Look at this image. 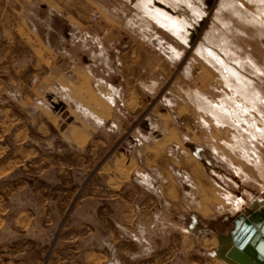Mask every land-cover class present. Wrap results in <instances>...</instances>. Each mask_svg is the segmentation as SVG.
<instances>
[{
    "label": "crops",
    "instance_id": "0c3cea01",
    "mask_svg": "<svg viewBox=\"0 0 264 264\" xmlns=\"http://www.w3.org/2000/svg\"><path fill=\"white\" fill-rule=\"evenodd\" d=\"M81 1L0 0L2 264H194L200 236L215 264L229 190L166 113L131 127L142 63Z\"/></svg>",
    "mask_w": 264,
    "mask_h": 264
},
{
    "label": "rangeland",
    "instance_id": "374dc122",
    "mask_svg": "<svg viewBox=\"0 0 264 264\" xmlns=\"http://www.w3.org/2000/svg\"><path fill=\"white\" fill-rule=\"evenodd\" d=\"M79 5L86 12L81 20L97 28L98 38H109L117 29L111 25H118V43L142 63L144 78L135 91L146 92L131 127L159 120L155 108L166 113L182 151L229 190L224 204L228 215L243 210L237 202L248 209L253 200L264 198L263 1L86 0ZM77 64L73 59L69 66ZM222 108L230 112L228 117ZM213 170L225 174L224 182ZM204 222L214 235L226 234L232 225V220L210 217ZM201 237L193 241L192 258L194 264H210ZM6 243L1 234L0 264Z\"/></svg>",
    "mask_w": 264,
    "mask_h": 264
},
{
    "label": "water",
    "instance_id": "95a60500",
    "mask_svg": "<svg viewBox=\"0 0 264 264\" xmlns=\"http://www.w3.org/2000/svg\"><path fill=\"white\" fill-rule=\"evenodd\" d=\"M256 207V205H252L251 208L246 209L244 213H239L232 219L234 226L225 235L219 237V246L222 245V242H225L223 253L231 247H237L239 251H243L244 253L249 252V255H251L258 264H264V205L258 210ZM247 221L253 223L251 233L253 236L251 239L247 238V240L240 244L237 242V236L243 228L244 223ZM226 254L228 258L231 257L230 252ZM227 256H225V254L220 255L222 259L228 261L225 259ZM233 259L238 264H244L241 259Z\"/></svg>",
    "mask_w": 264,
    "mask_h": 264
},
{
    "label": "bare ground",
    "instance_id": "6f19581e",
    "mask_svg": "<svg viewBox=\"0 0 264 264\" xmlns=\"http://www.w3.org/2000/svg\"><path fill=\"white\" fill-rule=\"evenodd\" d=\"M258 3H261L263 1L264 3V0H256ZM264 7V6H263ZM209 50V49H208ZM209 53H211V51H209ZM214 55V54H213ZM215 56V55H214ZM236 75V74H235ZM240 76V75H239ZM240 79V78H239ZM238 80V79H237ZM245 82V81H244ZM246 83V82H245ZM242 85V84H241ZM248 86V84H246ZM243 86V85H242ZM241 86V87H242ZM246 87V86H245ZM244 87V88H245ZM243 88V87H242ZM221 113L225 114V116L227 115H230V112L226 111V109L222 108L221 109ZM228 117V116H227ZM253 202V205H256V209H260V207L262 205H264V198L263 197H259L258 199H255L252 201ZM251 202V203H252ZM237 206H238V209H243L242 211H239V213H244V211H246V208L244 204L242 203H238L237 202ZM251 207V206H250ZM237 215V214H236ZM235 215V216H236ZM233 216L231 218V220L235 217ZM253 223H251L250 221H247L246 223H244L243 225V228L241 229V231L239 232L238 236H237V242L241 244V242H244L245 240H247V238L251 239V237L253 235H251L252 233V225ZM232 225H233V221H232ZM232 228V227H230ZM251 235V236H250ZM248 239V240H249ZM225 243V242H224ZM222 244L221 247L218 249L217 253L219 255L221 254H225V256H227V252H230V255L231 257L228 258V256L225 258L227 259L228 261H223L224 263H220V262H216L215 264H238L233 258L235 259H241V261L244 263V264H258L251 255H249V252H243V251H239L237 247H231L227 250L224 251L223 253V247H225V244Z\"/></svg>",
    "mask_w": 264,
    "mask_h": 264
},
{
    "label": "built area",
    "instance_id": "2783aa9c",
    "mask_svg": "<svg viewBox=\"0 0 264 264\" xmlns=\"http://www.w3.org/2000/svg\"><path fill=\"white\" fill-rule=\"evenodd\" d=\"M97 17H98V15H97V14H94V15L92 16V20H96ZM76 62H77V61H76Z\"/></svg>",
    "mask_w": 264,
    "mask_h": 264
},
{
    "label": "flooded vegetation",
    "instance_id": "af4514ba",
    "mask_svg": "<svg viewBox=\"0 0 264 264\" xmlns=\"http://www.w3.org/2000/svg\"><path fill=\"white\" fill-rule=\"evenodd\" d=\"M238 214H239V213H238ZM238 214H237V215H238ZM237 215H236V216H237ZM236 216H235V217H236ZM235 217H234V218H235ZM231 218H232V217H231ZM234 218H233V219H234ZM230 222H231V220H230ZM231 224H232V222H231ZM233 226H234V223H233V225H231V227L233 228ZM232 228H231V229H232ZM231 229H229V230H231ZM222 244H223V242H222ZM220 245H221V244H220ZM219 247H220V246H219Z\"/></svg>",
    "mask_w": 264,
    "mask_h": 264
}]
</instances>
